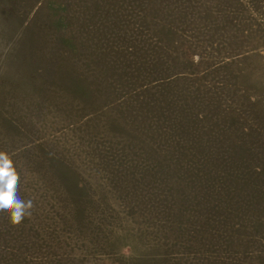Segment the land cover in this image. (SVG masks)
<instances>
[{"label": "rangeland", "instance_id": "1", "mask_svg": "<svg viewBox=\"0 0 264 264\" xmlns=\"http://www.w3.org/2000/svg\"><path fill=\"white\" fill-rule=\"evenodd\" d=\"M0 150V264H264V0H0Z\"/></svg>", "mask_w": 264, "mask_h": 264}, {"label": "clouds", "instance_id": "2", "mask_svg": "<svg viewBox=\"0 0 264 264\" xmlns=\"http://www.w3.org/2000/svg\"><path fill=\"white\" fill-rule=\"evenodd\" d=\"M20 177L12 159L0 150V215H7L13 224H19L31 215L33 202L25 201L18 194Z\"/></svg>", "mask_w": 264, "mask_h": 264}]
</instances>
